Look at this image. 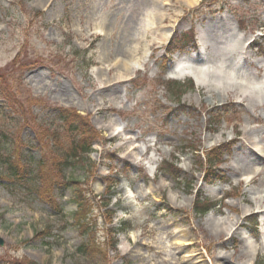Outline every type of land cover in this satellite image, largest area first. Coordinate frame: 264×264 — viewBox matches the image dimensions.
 <instances>
[{"label":"rangeland","instance_id":"1","mask_svg":"<svg viewBox=\"0 0 264 264\" xmlns=\"http://www.w3.org/2000/svg\"><path fill=\"white\" fill-rule=\"evenodd\" d=\"M218 20L225 33L215 31ZM190 32L191 42L169 56L173 35ZM199 52L215 73L200 76L202 86L182 69ZM229 54L264 70V0H0L2 158L18 159L28 142L35 155H62L52 140L54 107L78 113L90 132L78 139L92 152L89 162L66 170L80 183L62 195L59 215L13 189L0 168V264H84L79 209L104 247L90 253L92 264H264V249L248 256L264 241V218L251 206L264 199V72L254 89L242 88L245 71L226 65ZM120 61L140 63L106 84V75L124 77L115 71ZM189 80L196 87L178 102L167 85ZM239 140L258 155L254 168L244 167ZM207 157L220 178L208 177L217 169H207ZM166 164L176 176L160 173ZM203 203L211 211L197 215ZM124 223L129 230L116 236ZM218 227L230 230L218 236Z\"/></svg>","mask_w":264,"mask_h":264},{"label":"trees","instance_id":"2","mask_svg":"<svg viewBox=\"0 0 264 264\" xmlns=\"http://www.w3.org/2000/svg\"><path fill=\"white\" fill-rule=\"evenodd\" d=\"M168 87L170 88V93H172V95L175 97V99L178 97L179 99H181V97L186 94L187 92L194 90V85L192 82H189V84H182L179 82H170ZM176 92V94L174 93ZM3 88L0 86V95L3 98ZM178 102L179 100L176 99ZM70 118L69 115H66ZM78 120L68 124V121L66 120L64 122L65 124V128L67 127H71V124H75V126L73 128H71V131H67L68 133H71V139L72 142L71 143H67V144H56L59 145L63 151L62 155L58 156V154H53L51 158H47L46 161L44 162V171L42 172V174L40 175V177L38 176V178L40 179V182L42 183V190H46L47 193H42L43 196L45 197H51V185L53 183H58V184H62L64 183V185H66V188L70 185V184H75V185H79V181H76L75 179L71 178H67L65 176L66 170L71 169V168H75L76 164L78 163H87L90 161V158H88V155L91 154V150H90V145L89 143L85 142L84 140L79 141L80 139H78V136L81 134L82 137H84L86 139L88 133H90L88 131V128L86 126L82 127L78 121H80L82 118L78 116L77 118ZM66 134V133H64ZM2 135V134H1ZM55 138L58 140H60L62 138L61 135L59 134H55ZM6 143V140L3 136H0V150H1V146H4L3 143ZM67 149V150H66ZM18 153V152H17ZM19 157L18 160L23 162L26 159V163L27 162V157L23 156L22 154L18 153ZM56 158H58L56 160ZM207 163H208V170L211 171L216 163H215V159L211 160L210 157H207ZM25 163V164H26ZM2 165H6L9 166V172H8V178L10 177H15L18 178V174L16 173V171L14 170V168L12 167V163L10 160L4 159L2 158L1 152H0V167ZM46 164V165H45ZM169 169L172 171V173H174V170L172 169V167L167 166L166 170ZM46 171H48L46 173ZM168 172V170H167ZM169 173V172H168ZM208 177H215L214 173L208 172ZM174 176H176V171L174 173ZM178 176V174H177ZM110 203V200H108L107 204H106V208L108 207ZM82 205V204H81ZM201 207L198 208L197 213L199 215H204L206 214L209 209L206 208H202L203 204H198ZM76 216H78L80 218L79 220V225L83 230L82 233V237L84 238V241L82 242V246L77 250V254L80 258V260H82L84 262V264H92L93 262V258L94 256L92 254L94 253H100L104 251V247L103 245L99 244L97 242V239L95 237V231L93 230L92 226H94L93 222H91L88 217L86 216V214L83 215V211L82 209H79L78 213H76ZM124 227V226H123ZM126 227L123 228L121 231H125ZM96 255V254H94ZM107 256V254H106ZM104 259L106 260V257L104 256Z\"/></svg>","mask_w":264,"mask_h":264},{"label":"bare ground","instance_id":"3","mask_svg":"<svg viewBox=\"0 0 264 264\" xmlns=\"http://www.w3.org/2000/svg\"><path fill=\"white\" fill-rule=\"evenodd\" d=\"M189 5H192V3L191 4H189ZM152 16L154 15V12L151 14ZM223 24H224V21H222V20H218L216 23H215V25H214V29H215V31L217 32V33H219L218 32V30L219 29H221V33H225L224 32V30H223ZM98 29L100 30V32L101 33H104L103 32V28H101V26H99L98 27ZM171 32H172V29H170V31L168 32V34H169V36L171 35ZM214 32V31H213ZM105 35H108V36H111L112 34H108L107 33V31L105 32ZM213 39H214V37H213ZM129 40V37L127 36V37H125V42L126 41H128ZM155 40V39H154ZM157 44H161V42H157ZM136 51H137V49L135 48V47H131V48H129L128 49V55L130 56V55H132V56H134L135 55V53H136ZM225 52V50H223V53ZM147 53H144V55H146ZM108 56H110V57H112V55H108ZM117 58V57H116ZM225 62H226V65L228 66V67H230V68H232V69H236V67L238 66V65H240L238 68H237V70H239V71H245V78H244V80H246L247 82H243V84L244 85H242L241 87L242 88H247V89H250V88H253L252 87V85L254 84L253 83V79L255 80V81H258L259 80V78H261V77H263V72H264V70H263V67L260 65V64H258V63H256V62H253L252 60H250L249 59V57H247V58H245V60H244V62H240L239 64L236 62V60H235V58H234V56H233V54H229V55H227L226 57H225ZM188 63H184L183 64V66H182V69L183 70H187V71H189L192 75H193V77H194V79H195V82L197 83V85H199V86H202V85H204L203 84V82H202V79L200 78V76H205V77H208V76H213V75H215V73L214 72H211V69L209 68V67H207L204 63H202L203 62V59H202V56L200 55V52L199 53H197V55H196V57H189V59H188V61H187ZM197 62V65L195 64ZM139 63L140 62H138V63H136V64H132V63H130L129 61H120L118 64H122V65H120L119 67H117L116 69H115V71L116 70H123L124 71V73L122 74L124 77H121V73H119L118 75H116L115 77H116V79H113V81L111 80V78H110V75L108 76V75H106L108 78V82L106 83V84H108V83H112V82H114V81H116V80H123L124 78H128V76H130V72L132 71L131 70V68H138V66H139ZM187 64H189L190 66H184V65H187ZM133 65V66H132ZM141 65V64H140ZM140 68V67H139ZM114 70V68L113 69H111L110 70V72L111 71H113ZM116 72H118V71H116ZM219 74H221V75H223L221 78L223 79V78H229L228 76H227V73L226 72H218ZM108 74V73H107ZM224 80V79H223ZM109 85V84H108ZM259 86H264V79L263 80H261V81H259V84H258ZM113 87H115V86H113ZM116 88V87H115ZM254 89V88H253ZM63 92H66V94L65 95H67V93L69 92V90H64ZM122 95V94H121ZM123 99V98H122ZM119 118V117H118ZM115 124H117V123H114L113 125H114V127H115ZM107 130H112V127H111V125L108 127V129ZM223 134L224 133H222L221 132V134H220V136H223ZM239 145L243 148V150L245 151V153H246V155H247V157H246V160H245V164H244V167L247 169V168H254V166L255 165H257L258 164V162H259V157H258V155L256 154V153H254V150H253V148L251 147V146H249L248 144H246L245 142H243L242 140L240 141L239 140ZM234 172H233V174H235V175H239L240 173H239V171L238 170H233ZM256 181H257V179H256V177H250V178H248L247 180H246V182L248 183L249 182V184L251 185V184H255L256 183ZM219 191H220V188H215V192L213 191L212 193L214 194H218L219 193ZM174 202L176 203L177 201L174 199ZM252 202V207L254 206V208H253V210H255V211H257L258 210V215H260V217L261 218H264V206H262L263 204H264V199H262V200H256V201H251ZM250 202V203H251ZM254 203V204H253ZM178 205V204H177ZM248 210H250L251 211V209H250V206H249V209ZM248 210H246L245 212H243V215H245L247 212H248ZM220 230V231H219ZM229 231L230 230V227L229 228H226L225 230H223L221 227H218V230H216V235H218V236H221V235H225L226 234V231ZM231 231H232V229H231ZM264 249V241L263 242H261V247H259V249H258V247H255V248H253V247H250V252L248 253V256L249 257H252V258H254V257H256V255H257V253H258V251L260 250V249ZM254 263V262H253ZM252 263V264H253ZM221 264V263H220ZM222 264H225V263H222Z\"/></svg>","mask_w":264,"mask_h":264}]
</instances>
